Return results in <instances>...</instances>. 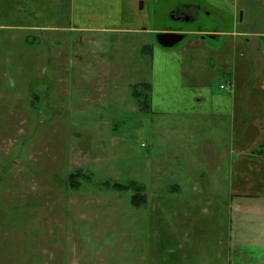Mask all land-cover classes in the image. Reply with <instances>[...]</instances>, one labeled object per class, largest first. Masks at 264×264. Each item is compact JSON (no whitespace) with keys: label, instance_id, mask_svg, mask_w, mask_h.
Listing matches in <instances>:
<instances>
[{"label":"rangeland","instance_id":"374dc122","mask_svg":"<svg viewBox=\"0 0 264 264\" xmlns=\"http://www.w3.org/2000/svg\"><path fill=\"white\" fill-rule=\"evenodd\" d=\"M225 1L228 16L234 3ZM260 1L235 2L240 18L253 11L240 31L264 30ZM144 2L138 11L146 29L187 26L172 15L186 0ZM197 2L190 27H227L212 18L217 2ZM224 39L200 36V44L213 49ZM157 43L146 31L0 29V264H184L174 261L200 253L214 259L209 246L220 223L245 228L233 230L234 240L264 260V200H247L239 211L227 184L200 178L215 172L213 129L153 115L135 95H149ZM197 52L206 77L222 81L218 55ZM173 123L177 129L168 127ZM138 195L145 200L135 205Z\"/></svg>","mask_w":264,"mask_h":264},{"label":"crops","instance_id":"0c3cea01","mask_svg":"<svg viewBox=\"0 0 264 264\" xmlns=\"http://www.w3.org/2000/svg\"><path fill=\"white\" fill-rule=\"evenodd\" d=\"M162 1L167 4L169 0ZM186 1L173 10L172 15L174 20L188 23V27L146 29L138 11V5L141 10L145 7L144 0H0V29L92 33L146 31L157 36L167 32L184 35L183 40L188 42L178 48L162 46L158 37V43L150 47L152 78L150 83H145L149 85V113L173 120L195 119L201 121L197 126L213 129L211 151L215 172L209 174L213 176L202 175L200 178L215 185L227 184L228 197L238 200L241 211L247 200H264V30L240 31V26L247 21L246 18L252 17L253 11L250 13L246 8L240 18L239 5L235 4L238 0H231L234 10H230L228 16L224 9L232 5L225 0H212L220 8L217 12L207 9L204 12L206 17L214 12V22L227 23L226 28L194 29L189 25L194 23L202 6L198 0ZM205 1L206 5L212 6L211 0ZM260 4L264 10V0ZM133 24L138 25L131 27ZM208 35L212 38L225 37L223 45L213 49L202 47L200 36L204 40ZM254 38L260 42L261 56L257 58L252 56L250 49ZM200 47L207 55H218L219 64L215 70L223 76L222 81L217 83L213 74L206 77L200 69L197 56ZM227 84L230 89L221 87ZM176 126L178 124L173 123L168 127L177 129ZM203 147L207 148V144ZM222 151L226 152L224 158ZM223 167L225 170H222ZM232 226L215 225L214 246L211 244L209 247L216 249V258L210 259L200 253L196 256L184 255L174 262L264 264V260L251 258L246 249L248 243L234 240L233 230L245 228L237 225V229H233ZM170 227L174 229L173 224ZM234 248H238V258H233ZM224 254L225 258L222 257Z\"/></svg>","mask_w":264,"mask_h":264},{"label":"water","instance_id":"95a60500","mask_svg":"<svg viewBox=\"0 0 264 264\" xmlns=\"http://www.w3.org/2000/svg\"><path fill=\"white\" fill-rule=\"evenodd\" d=\"M141 8L143 7V2H140ZM159 43L167 48L175 46L177 43L181 42L184 38V35L177 34L174 32L161 33L158 36ZM251 54L253 57L257 58L261 56L260 52V42L258 39H252L250 42Z\"/></svg>","mask_w":264,"mask_h":264},{"label":"trees","instance_id":"16d2710c","mask_svg":"<svg viewBox=\"0 0 264 264\" xmlns=\"http://www.w3.org/2000/svg\"><path fill=\"white\" fill-rule=\"evenodd\" d=\"M144 88L146 90H149V85L146 84ZM135 95L138 98V100L141 102V106L144 107V109H148L149 110L150 103H149V98H148L149 95H148V93L146 92L144 94V92L143 93H140L139 92L138 95L137 94H135ZM144 200L145 199H143L142 197H140V195H138V196H136V197L133 198V201H134V204L135 205H140L141 203H143Z\"/></svg>","mask_w":264,"mask_h":264},{"label":"built area","instance_id":"2783aa9c","mask_svg":"<svg viewBox=\"0 0 264 264\" xmlns=\"http://www.w3.org/2000/svg\"><path fill=\"white\" fill-rule=\"evenodd\" d=\"M230 86H227V88H229Z\"/></svg>","mask_w":264,"mask_h":264}]
</instances>
